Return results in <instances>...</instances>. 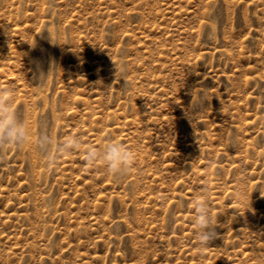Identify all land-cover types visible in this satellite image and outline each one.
I'll return each mask as SVG.
<instances>
[{
    "label": "rangeland",
    "instance_id": "1",
    "mask_svg": "<svg viewBox=\"0 0 264 264\" xmlns=\"http://www.w3.org/2000/svg\"><path fill=\"white\" fill-rule=\"evenodd\" d=\"M5 109L0 264H264V0H0Z\"/></svg>",
    "mask_w": 264,
    "mask_h": 264
},
{
    "label": "clouds",
    "instance_id": "2",
    "mask_svg": "<svg viewBox=\"0 0 264 264\" xmlns=\"http://www.w3.org/2000/svg\"><path fill=\"white\" fill-rule=\"evenodd\" d=\"M0 134L6 137L8 142L17 144L26 139L28 135L23 125L15 124L14 117L9 118L6 109L0 115ZM105 158L109 168L112 169L110 174L114 176L122 166H128L131 169L134 163L132 151L118 141H110L106 144ZM197 210L196 236L201 246H207L217 235L215 232L217 222L208 203L199 204Z\"/></svg>",
    "mask_w": 264,
    "mask_h": 264
}]
</instances>
